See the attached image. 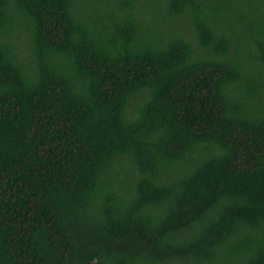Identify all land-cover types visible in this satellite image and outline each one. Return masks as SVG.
<instances>
[{"label":"trees","instance_id":"obj_1","mask_svg":"<svg viewBox=\"0 0 264 264\" xmlns=\"http://www.w3.org/2000/svg\"><path fill=\"white\" fill-rule=\"evenodd\" d=\"M0 264H264V0H0Z\"/></svg>","mask_w":264,"mask_h":264}]
</instances>
